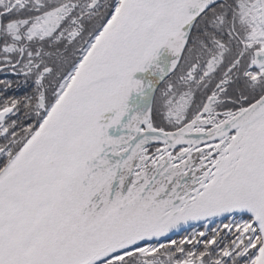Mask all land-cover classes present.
<instances>
[{"label":"snow or ice","instance_id":"1","mask_svg":"<svg viewBox=\"0 0 264 264\" xmlns=\"http://www.w3.org/2000/svg\"><path fill=\"white\" fill-rule=\"evenodd\" d=\"M0 264H264V0H0Z\"/></svg>","mask_w":264,"mask_h":264}]
</instances>
